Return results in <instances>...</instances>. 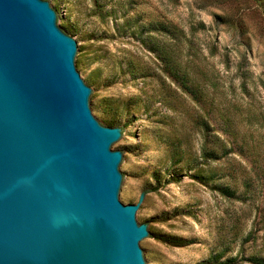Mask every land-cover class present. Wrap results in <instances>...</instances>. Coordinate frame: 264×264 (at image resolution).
I'll return each instance as SVG.
<instances>
[{
    "label": "rangeland",
    "instance_id": "1",
    "mask_svg": "<svg viewBox=\"0 0 264 264\" xmlns=\"http://www.w3.org/2000/svg\"><path fill=\"white\" fill-rule=\"evenodd\" d=\"M48 1L86 45L80 73L99 94V120L128 136L117 146L130 158L125 198L138 203L144 194L152 264L264 256L260 1ZM199 116L210 124L212 160L202 157Z\"/></svg>",
    "mask_w": 264,
    "mask_h": 264
},
{
    "label": "water",
    "instance_id": "2",
    "mask_svg": "<svg viewBox=\"0 0 264 264\" xmlns=\"http://www.w3.org/2000/svg\"><path fill=\"white\" fill-rule=\"evenodd\" d=\"M85 44L48 0H0V264H152ZM81 59V62L78 61Z\"/></svg>",
    "mask_w": 264,
    "mask_h": 264
},
{
    "label": "trees",
    "instance_id": "3",
    "mask_svg": "<svg viewBox=\"0 0 264 264\" xmlns=\"http://www.w3.org/2000/svg\"><path fill=\"white\" fill-rule=\"evenodd\" d=\"M261 5L264 7V0H259ZM218 18L223 19L224 17L221 15H216ZM225 18H231L234 20L233 17L231 16H226ZM230 19V20H231ZM232 22V21H231ZM233 25L235 24L234 22L232 23ZM181 32L183 34H185V31L182 29ZM78 61L81 62V59H79ZM168 66L170 67V65L168 64ZM176 74H179V69L175 70ZM181 80L183 82V87L189 91V89L191 88V85L189 83H187L188 81H190V78L188 77V74H184V72L181 75ZM197 100H199V96L195 97ZM196 123L197 125H199V128L201 129V131H203L204 134V143L202 146V157H204L205 159H214L215 158V154H216V150L212 149L210 147V143H211V133H210V124L209 121L206 117L204 116H199L196 117ZM228 189H223V191L225 192ZM150 234H153V231H150ZM158 237L164 241H166L165 237L163 235H158ZM248 260L250 262H252V264H264V256H258V255H251Z\"/></svg>",
    "mask_w": 264,
    "mask_h": 264
}]
</instances>
